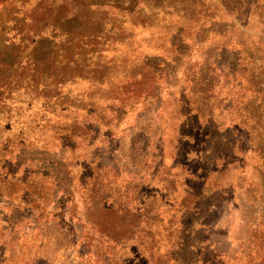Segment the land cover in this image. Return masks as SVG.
Listing matches in <instances>:
<instances>
[{
  "label": "trees",
  "instance_id": "obj_1",
  "mask_svg": "<svg viewBox=\"0 0 264 264\" xmlns=\"http://www.w3.org/2000/svg\"><path fill=\"white\" fill-rule=\"evenodd\" d=\"M120 1L0 0V198L78 236L81 264H264V0ZM200 42L176 115L205 147L119 181L86 147L167 76L138 49ZM78 152L85 171L66 184ZM220 205L246 235L224 253Z\"/></svg>",
  "mask_w": 264,
  "mask_h": 264
},
{
  "label": "rangeland",
  "instance_id": "obj_2",
  "mask_svg": "<svg viewBox=\"0 0 264 264\" xmlns=\"http://www.w3.org/2000/svg\"><path fill=\"white\" fill-rule=\"evenodd\" d=\"M39 1L28 0L27 8L35 6ZM105 1L90 0L93 4ZM231 1L237 4L243 0ZM120 3L127 5V0ZM62 24L69 27L74 26L76 22L66 21ZM179 47V53L173 56L164 50H155L154 46H140L139 52L152 54L156 60L153 61L154 64H165L162 68L166 69L167 76L161 78L158 92L120 114L123 118L111 133L103 129L94 131L91 145L86 147V152L98 154V157L101 155L116 169L121 182L158 172L166 153H175L173 163L176 165L184 162L191 151H199L205 147L204 131L200 132L196 125L184 129L183 117L176 115L183 111L180 101L182 95L185 96L186 69L201 56L204 45L200 42L194 47L185 44ZM75 88L81 91L86 85L79 83ZM177 130L184 132L191 140L178 145L174 136ZM205 132L207 133V128ZM82 154L76 153V160L67 170L71 176L65 179L66 184L70 178L80 177L84 173L82 161L85 158H82ZM192 162L196 164L194 160ZM60 177L66 178L62 171ZM58 189H61V186ZM217 210L219 215L212 233L218 250L224 253L232 238L245 239L246 235L244 231L236 229V225L233 228L229 226L230 220L225 205H220ZM36 217L33 210L14 209L12 203L0 198V264H81L84 252L78 236H72L65 228L56 226L50 220L38 221ZM65 219L70 222V227H73L69 212H65Z\"/></svg>",
  "mask_w": 264,
  "mask_h": 264
}]
</instances>
